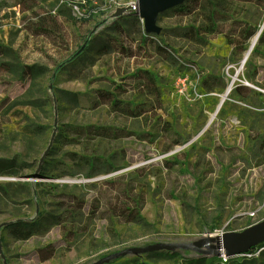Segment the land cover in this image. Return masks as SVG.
Returning a JSON list of instances; mask_svg holds the SVG:
<instances>
[{
	"label": "rangeland",
	"instance_id": "rangeland-1",
	"mask_svg": "<svg viewBox=\"0 0 264 264\" xmlns=\"http://www.w3.org/2000/svg\"><path fill=\"white\" fill-rule=\"evenodd\" d=\"M136 10L0 0V264H264L216 241L264 219V0Z\"/></svg>",
	"mask_w": 264,
	"mask_h": 264
},
{
	"label": "water",
	"instance_id": "water-1",
	"mask_svg": "<svg viewBox=\"0 0 264 264\" xmlns=\"http://www.w3.org/2000/svg\"><path fill=\"white\" fill-rule=\"evenodd\" d=\"M185 0H137V10L136 15L144 20V27L146 31H156L154 23L158 14L166 11L170 8L180 5ZM130 10L128 8L118 9L113 15L116 18L123 13ZM46 154V153H45ZM42 162V159L41 161ZM213 240H207L204 243L212 242ZM217 241V250H223L226 257H233L239 254H244L249 252L255 246L264 243V219L242 232L239 233H225ZM203 243H193V244H182V245H164L158 244L147 248H135L127 249L119 253L107 256L94 264H105L112 261L118 257L125 256L127 254H136L144 252H152L159 250H175V249H192L196 250L197 246H201ZM215 253V252H214ZM215 254H218L217 252Z\"/></svg>",
	"mask_w": 264,
	"mask_h": 264
},
{
	"label": "bare ground",
	"instance_id": "bare-ground-1",
	"mask_svg": "<svg viewBox=\"0 0 264 264\" xmlns=\"http://www.w3.org/2000/svg\"><path fill=\"white\" fill-rule=\"evenodd\" d=\"M257 43V36H255L249 43L248 47H247V50H246V53L243 57V59L241 60V63H240V68L246 63V61L248 60L252 50L254 49L255 45ZM236 81L235 78H233L230 82V84L228 85L226 91H225V95H224V98L223 100H225L226 96L232 91L233 89V84L234 82ZM246 86H249L248 84H245ZM13 181H15V179H12Z\"/></svg>",
	"mask_w": 264,
	"mask_h": 264
},
{
	"label": "trees",
	"instance_id": "trees-1",
	"mask_svg": "<svg viewBox=\"0 0 264 264\" xmlns=\"http://www.w3.org/2000/svg\"><path fill=\"white\" fill-rule=\"evenodd\" d=\"M254 35V33H248L247 35V39H249L250 37H252ZM92 36V33L88 34L87 38L89 39ZM264 41V35H262L259 39V43H262ZM87 44V43H86ZM80 51V48L69 58H67L66 60H64L55 70V75L60 71V69L70 63H72L78 56V52ZM252 251H250L251 253Z\"/></svg>",
	"mask_w": 264,
	"mask_h": 264
}]
</instances>
